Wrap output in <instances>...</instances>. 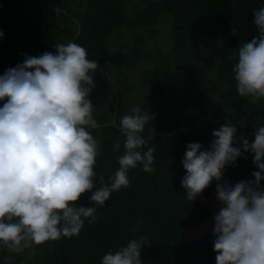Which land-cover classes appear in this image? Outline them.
I'll use <instances>...</instances> for the list:
<instances>
[{"label": "trees", "instance_id": "1", "mask_svg": "<svg viewBox=\"0 0 264 264\" xmlns=\"http://www.w3.org/2000/svg\"><path fill=\"white\" fill-rule=\"evenodd\" d=\"M38 5L43 23L40 28L29 20L25 0H0V75L23 63L29 40L66 39L84 47L88 59L98 64L94 76L103 93L111 91L107 67H124L141 58L152 60L151 66L139 71V84L150 91L149 95L134 106L149 115L154 116L152 102L164 93V84L172 82L175 68L187 74L189 94L196 80L204 81L213 72L221 95L190 110H179L173 104L165 115L154 117L141 134L147 143L140 150L155 148V170L146 173L140 165L130 169L129 186L112 193L97 209L95 223L85 220L78 236L47 242L41 254L23 264H101L105 254L114 253L140 236L151 245H145L141 252L142 264H216L213 232L188 241L182 239L185 230L208 217L209 207L197 198L187 200L181 186L186 175L181 161L189 143L198 142L208 148L214 140L212 132L226 122L237 128V141L243 136L250 143L255 139L254 126L264 125V99L252 104L240 97L232 73L240 43L258 35L254 11L264 7V0H40ZM162 19L168 27L169 43L165 48L155 46L150 52ZM92 93L97 91L92 88ZM4 103L0 101V107ZM94 117L100 127L89 131L100 135L102 153L94 172L107 182L119 168L118 157L124 153L121 118L113 117V110L100 115L94 112ZM116 142L121 145L119 150L113 147ZM234 146L239 147V143ZM253 156L249 151L238 157L235 165L226 166L223 180L234 186L254 179L251 174L259 169L253 164ZM216 185L213 181L201 195L217 197ZM90 196L88 192L85 207L92 206ZM140 221V230L132 231ZM12 257L24 260L22 254L0 248V264Z\"/></svg>", "mask_w": 264, "mask_h": 264}, {"label": "clouds", "instance_id": "2", "mask_svg": "<svg viewBox=\"0 0 264 264\" xmlns=\"http://www.w3.org/2000/svg\"><path fill=\"white\" fill-rule=\"evenodd\" d=\"M258 35L241 42L232 68L236 91L252 104L264 99V7L254 11ZM235 32V29H233ZM3 32L0 31V37ZM98 64L75 42L57 43L55 54L26 56L23 63L0 75V248L23 254L49 241L78 236L85 220L95 223L98 208L114 192L127 188L130 169H154V147L141 151V135L154 116L140 107L119 121L124 153L107 182L94 166L101 146L89 129H98L89 99ZM116 125V120H112ZM254 142L241 136L230 122L212 132L208 148L189 143L181 161L186 175L181 186L194 201L213 181L221 207L214 216L213 250L216 264H264V125L254 126ZM239 143V147L234 146ZM120 143L114 149H120ZM251 152L259 171L254 179L234 186L223 180L226 166ZM246 158V157H245ZM89 204L78 206L85 193ZM140 221L132 231L138 232ZM145 236L108 252L101 264H142ZM5 264L10 262L5 258Z\"/></svg>", "mask_w": 264, "mask_h": 264}, {"label": "rangeland", "instance_id": "3", "mask_svg": "<svg viewBox=\"0 0 264 264\" xmlns=\"http://www.w3.org/2000/svg\"><path fill=\"white\" fill-rule=\"evenodd\" d=\"M40 0H25L26 12L31 23L36 27L42 26L41 9L38 5ZM31 5V6H30ZM158 34L150 43L149 51L154 52L155 46L160 48L167 47L169 43L168 27L166 23H158ZM115 37V36H114ZM116 38V37H115ZM65 39V38H64ZM69 41L64 42L44 41L38 37L31 39L26 45L27 56L38 57L44 52H52L55 54V45L57 43L67 44ZM247 42V41H243ZM237 54V50H236ZM152 60L147 58H141L131 64L124 67L112 68L107 67V77L111 80V91L110 93H103L99 90L98 79L93 75L94 89L97 91L96 94L90 93L89 99L93 106L96 108L95 115H100L103 111L113 110V117L118 115V118H122L124 115H129L130 110L138 104L139 100L146 99L149 95V90L145 87H141L139 84V71L145 66H151ZM99 68V67H98ZM97 68V69H98ZM187 74L178 71L176 68L173 69L172 82L170 84H164L165 91L159 95L152 102V114L154 117H162L167 113V110L173 104H177L179 110L186 109L190 110L192 106H199L207 104L221 95L220 83L216 80L215 74L209 73L206 75L204 81L196 80L194 85V91L189 94L186 87ZM125 79V81H123ZM130 86V89H125V86ZM113 102V106L110 108L109 104ZM94 138L100 143V135L92 134ZM87 193L83 194L80 200L77 202L82 206H85L84 200H87ZM197 199L205 203L209 207L208 217L196 227L185 230L182 235L184 241H188L194 238H198L205 233L212 232L214 228V216L218 213L221 205L217 200L215 194L200 195ZM51 241H49L50 243ZM41 247H47V243L41 245L39 248H34V255L41 254ZM33 250H26L22 255L24 256L23 261H17L15 257L8 258L10 264H23L26 260H33L34 255H29V252Z\"/></svg>", "mask_w": 264, "mask_h": 264}]
</instances>
